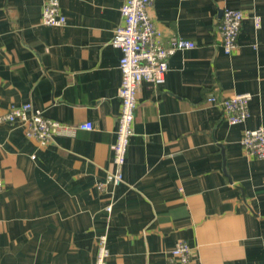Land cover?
I'll use <instances>...</instances> for the list:
<instances>
[{
    "label": "crops",
    "instance_id": "obj_1",
    "mask_svg": "<svg viewBox=\"0 0 264 264\" xmlns=\"http://www.w3.org/2000/svg\"><path fill=\"white\" fill-rule=\"evenodd\" d=\"M58 1L66 23L49 27L44 0H0V118L29 102L93 128L41 146L0 121V264H94L104 232L107 264H167L178 241L192 250L186 264H264V159L239 142L264 126V0L152 3L163 41L195 46L168 58L163 84L140 83L124 182L102 189L114 169L121 53L110 39L124 0ZM224 8L243 14L231 54L217 32ZM242 93L249 116L234 125L207 101Z\"/></svg>",
    "mask_w": 264,
    "mask_h": 264
},
{
    "label": "built area",
    "instance_id": "obj_2",
    "mask_svg": "<svg viewBox=\"0 0 264 264\" xmlns=\"http://www.w3.org/2000/svg\"><path fill=\"white\" fill-rule=\"evenodd\" d=\"M155 0H124L120 6L121 23L112 31L110 45L121 53L119 70L121 74L118 88L120 112L115 131V142L112 147V164L114 169L105 174L99 189L110 185L119 186L124 182L122 168L129 139L133 135V123L137 107V92L141 82H149L154 86L164 83L168 69L167 60L178 50L192 49V41L170 37L163 41L161 32L148 13ZM243 21L239 9L224 8L217 24L218 36L224 53L231 54L237 48V36ZM41 23L49 27H59L66 23L60 13L58 0H44L41 10ZM259 19L255 17V26ZM207 101L219 106L231 125L244 122L249 116L247 93L232 94L221 100L210 96ZM0 121L17 122L24 130L26 138L36 140L41 146H46L57 135H71L76 128L91 130L93 124L85 122L77 127L65 125L50 120L42 112L34 109L29 102L11 105ZM240 145L249 156L264 159V126L245 129L240 138ZM2 179L0 177V189ZM111 211V204L106 206ZM192 250L183 241H178L170 250L167 264H186L190 261ZM109 250L107 234L104 232L97 237L94 264H107Z\"/></svg>",
    "mask_w": 264,
    "mask_h": 264
},
{
    "label": "water",
    "instance_id": "obj_3",
    "mask_svg": "<svg viewBox=\"0 0 264 264\" xmlns=\"http://www.w3.org/2000/svg\"><path fill=\"white\" fill-rule=\"evenodd\" d=\"M221 14V13H220Z\"/></svg>",
    "mask_w": 264,
    "mask_h": 264
}]
</instances>
